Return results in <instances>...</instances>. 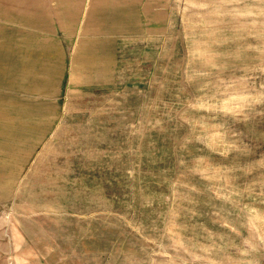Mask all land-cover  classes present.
Instances as JSON below:
<instances>
[{
	"label": "rangeland",
	"instance_id": "obj_1",
	"mask_svg": "<svg viewBox=\"0 0 264 264\" xmlns=\"http://www.w3.org/2000/svg\"><path fill=\"white\" fill-rule=\"evenodd\" d=\"M163 5L107 85L4 92L0 264H264V0Z\"/></svg>",
	"mask_w": 264,
	"mask_h": 264
},
{
	"label": "crops",
	"instance_id": "obj_2",
	"mask_svg": "<svg viewBox=\"0 0 264 264\" xmlns=\"http://www.w3.org/2000/svg\"><path fill=\"white\" fill-rule=\"evenodd\" d=\"M163 6V0H0V101L6 91L22 92L24 105L61 108L69 91L107 85L117 73L120 39L162 19ZM44 121L62 122L63 115Z\"/></svg>",
	"mask_w": 264,
	"mask_h": 264
}]
</instances>
